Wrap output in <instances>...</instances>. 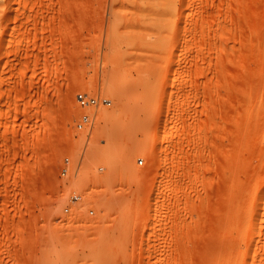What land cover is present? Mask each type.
<instances>
[{"label": "rangeland", "instance_id": "1", "mask_svg": "<svg viewBox=\"0 0 264 264\" xmlns=\"http://www.w3.org/2000/svg\"><path fill=\"white\" fill-rule=\"evenodd\" d=\"M148 2L0 0V264H264V0Z\"/></svg>", "mask_w": 264, "mask_h": 264}, {"label": "built area", "instance_id": "2", "mask_svg": "<svg viewBox=\"0 0 264 264\" xmlns=\"http://www.w3.org/2000/svg\"><path fill=\"white\" fill-rule=\"evenodd\" d=\"M75 100L79 107L81 108H96L99 105L107 106L110 104V100L104 96L91 95L86 92H78L75 94ZM92 123V117L89 112H83L78 117L76 126L79 129H82L86 126H89ZM141 163V161H139ZM69 160L68 158L64 159L63 165L60 168L61 175H66L69 169ZM79 195L77 193H72L70 196V201L75 202L79 199ZM67 210V208H65Z\"/></svg>", "mask_w": 264, "mask_h": 264}, {"label": "bare ground", "instance_id": "3", "mask_svg": "<svg viewBox=\"0 0 264 264\" xmlns=\"http://www.w3.org/2000/svg\"><path fill=\"white\" fill-rule=\"evenodd\" d=\"M147 3H149L148 2V0H147ZM152 13V12H151ZM153 15H155L156 16V19L158 20V21H160V17L162 16V13H160V12H154V13H152ZM155 19V18H154ZM158 23H160V22H158ZM100 106V105H99ZM97 108V107H96ZM84 109H87V108H84ZM91 109H95V108H89L88 110H91ZM90 113V115H91V117H92V121H93V114H92V112H89ZM137 116V115H136ZM106 117H109V115H107V114H104V113H99L98 114V118H106ZM91 125V124H90ZM89 125V126H90ZM7 129H9V128H7ZM94 149V148H93ZM93 151V150H92ZM95 152V151H94ZM68 166H69V164H68Z\"/></svg>", "mask_w": 264, "mask_h": 264}]
</instances>
